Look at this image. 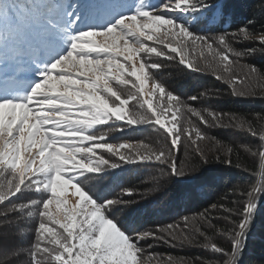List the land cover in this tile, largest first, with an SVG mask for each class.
I'll list each match as a JSON object with an SVG mask.
<instances>
[{"label":"snow or ice","instance_id":"1","mask_svg":"<svg viewBox=\"0 0 264 264\" xmlns=\"http://www.w3.org/2000/svg\"><path fill=\"white\" fill-rule=\"evenodd\" d=\"M93 2L61 0L45 29L58 37L51 54L38 48L16 53L31 61L18 71L30 70L35 78L3 77L0 221L5 227L32 221L33 227L27 246L9 245L8 234L0 233V264H20L23 256L28 264H209L200 257L153 251L160 244L199 247L221 257L218 264H243L264 200V112L246 116L198 109L189 101L207 92L184 100L154 73L164 67L159 60L166 59L210 73L228 85L233 97L264 100V72L245 62L264 56V26L257 33L249 21L233 31L202 33L195 24L221 20L224 0H103L108 5L103 10L93 9ZM260 4L264 9V0ZM0 24L7 25L0 30L5 40L25 32L30 21L17 0H0ZM237 43L252 46L238 49ZM134 128L155 129L164 142H109L112 133ZM208 128L240 130L259 142L255 151L237 148L210 136ZM202 142L211 144L210 153ZM181 147L185 161L196 157L201 165L215 162L257 175L242 163L243 150L259 161V178L164 226H127L116 213L132 211L137 189L121 186L109 196L97 185L106 177L115 183L116 173L128 166L149 164L165 166L162 175L187 178L198 167L178 164ZM152 180L159 183L157 177ZM69 185L74 203L65 195Z\"/></svg>","mask_w":264,"mask_h":264},{"label":"trees","instance_id":"2","mask_svg":"<svg viewBox=\"0 0 264 264\" xmlns=\"http://www.w3.org/2000/svg\"><path fill=\"white\" fill-rule=\"evenodd\" d=\"M50 1L54 9L48 12L42 11L38 6L32 5L33 1L17 0V3L23 6L29 17L30 25L28 29H31L40 39L45 36L47 41V44L44 45L45 47L40 45L34 47L42 50L45 55L51 54V51L58 44V37L54 32L45 33V30H43V27H45V29L48 27V19L56 18V6L61 3V0ZM150 1L157 2V0ZM224 2L226 3V10L225 16L221 20L210 25H206L205 21L195 24L202 33L216 34L221 31H233L237 26H242L249 21H253V23L249 24V27L253 31L258 33L262 30V26H264V9L261 8L260 0H224ZM91 7L93 9L103 10L108 7V5L104 3L103 0H95V2L91 4ZM39 12H43L47 16L42 17L38 14ZM28 29L15 38H9L4 45H0V58H2L0 59V87L3 86L4 76L15 75L17 79L27 80L26 78L34 74V72L30 70L19 72L18 69L22 66L28 68L31 61L27 55L23 57L16 56L18 52H27L33 49V46H25V42L19 45L22 43V40L25 39ZM249 46L252 45L247 43L235 44V47L238 49ZM245 62L255 64L264 72V56L257 55L255 57L246 58ZM164 63H168L169 66L165 65L160 71L155 73L159 75V79L163 78L165 82L169 83L168 89L173 91L175 95L187 100L188 97L192 95H199L204 92L208 93L207 96H201L197 102L189 101L193 104V107L201 110L208 108L215 111L234 112L246 116H250L257 112H264V100L251 97H233L230 94L228 85L223 81L217 80L210 73L196 74L174 62L164 61ZM192 73H195V79L188 78ZM142 129L143 130H138V133H136L137 131L135 128L123 133H112L109 137V142L116 143L123 140L138 139H143L153 144L164 142L162 134L155 129ZM205 131H207L210 136H216L226 144L233 145L237 148H239L240 145H247L255 151L256 145L259 142L257 138H252L246 132L236 129L208 128L205 129ZM148 132L150 133L148 134ZM201 146L205 152L210 153L212 148L211 144L202 142ZM233 159H235V157H233ZM241 161L245 166L250 167L252 172L257 175L240 171L235 167L227 168L225 165L215 162L208 165H201L196 157H192L191 160L185 161L184 149L181 147L178 154V164L187 162L198 167V171L191 173L187 178L178 179L162 175V173L167 172V169L160 164L128 166L116 173L117 179L115 183H110L112 178L106 177L102 184L97 185L96 190L111 196L118 192L121 186L135 187L137 191H140L142 194L141 202L133 206L132 211L122 212V217L125 218V223L131 227H140V224L144 223L143 226L145 227H142L146 230L148 228L172 223L183 215H192L202 211L203 208L207 207L209 204L216 203L225 192L230 191L232 188L237 186L243 188L255 183L259 178V161L253 160L243 150H241ZM154 165L155 167H153ZM152 167L154 169H152ZM139 168L141 169L140 171L135 170ZM145 172H147V174H145ZM152 177H157L159 183L153 182ZM105 185H107V188H105ZM152 189H155V191ZM237 198L238 197L235 196L229 197L230 200ZM150 209L154 210L151 211ZM0 223H2V221H0ZM16 226L17 224L14 225L15 230ZM221 226L223 227L224 225L221 224ZM14 229L13 231H15ZM4 232L8 234L9 245L27 246L28 242L32 239L31 236V238L23 242V240L19 241V239H16L14 235L15 232L3 230L2 233ZM219 242L224 243L222 240ZM3 251L4 250L0 248V256H2ZM153 251L171 253L174 256L200 257L208 261L209 264H218L222 259L219 256L204 252L199 247L186 246L183 248H169L167 245L160 244L155 247ZM20 264H28L27 256L20 258ZM243 264H264V200L261 201V206L257 210L254 225L247 239V248Z\"/></svg>","mask_w":264,"mask_h":264},{"label":"rangeland","instance_id":"3","mask_svg":"<svg viewBox=\"0 0 264 264\" xmlns=\"http://www.w3.org/2000/svg\"><path fill=\"white\" fill-rule=\"evenodd\" d=\"M31 1H33V4L32 5H35V6H38V7H40V8H44V10H46L47 11V9H51V11L54 9V6L51 4V1L50 0H30V2ZM151 3H155V2H151ZM39 14H41V16L43 15V13H39ZM206 22V21H205ZM214 22H217V21H214ZM214 22H206V25H210V24H214ZM6 28H7V26H5V24H0V30H6ZM43 30H45V27H43ZM7 40L8 39H5V40H0V45H4L6 42H7ZM22 42H25V46H33L32 48H34V47H38L37 45H40V46H42V47H45L44 45H46L47 44V41H46V38H45V36H43L41 39L40 38H38L37 37V35L31 30V29H28V31H27V34H26V36H25V39L24 40H22ZM164 61L165 62H169L168 60H166V59H160L159 60V62L160 63H162L164 66L166 65V66H169L168 65V63H164ZM191 72H193V71H191ZM190 73V72H189ZM196 73V72H195ZM195 73H192V75L190 76V77H188V78H193V79H195ZM191 74V73H190ZM196 74H199V73H196ZM155 76H156V79L157 80H160V81H162L163 83H164V85L168 88L169 87V83L168 82H165L164 81V79L162 78V79H159V75H156V73H155ZM136 129V133H138V130H143L142 128H135ZM150 132H148V134H149ZM139 140V139H138ZM110 141V140H109ZM116 143H119V142H116ZM153 167H155V165L153 166ZM152 167V169H154ZM151 168V167H150ZM136 171H140L141 169L139 168V169H135ZM129 173V172H128ZM145 174H147V172H145ZM65 195L67 196V199L69 200V202L70 203H74L75 202V200L77 199L74 195H73V189L71 188V186L69 185V186H67V191H66V193H65ZM141 197H142V194H141V192L140 191H137V194L136 195H134V196H132L131 197V199L132 200H134L135 202H136V204L134 205V206H136L137 204H139L141 201ZM38 198V197H37ZM138 207V206H137ZM50 208H51V210L54 212V214L56 213V206H55V204H53V205H51L50 206ZM151 211H153L154 209H150ZM141 214V213H140ZM116 215L117 216H120L122 219H123V221H124V223L126 222V220H125V218H123L122 216V212H117L116 213ZM141 216V215H140ZM139 216V217H140ZM60 218L61 219H63V217H62V214H61V216H60ZM144 219V218H143ZM126 225H127V223H125ZM15 225V224H14ZM14 225H11V226H7V227H5V226H3V222L2 223H0V233H2L3 232V230H7V231H9V232H15L14 233V235L16 236V239L18 240L19 239V241H22L23 240V242L24 241H27L29 238H31V229H32V227H33V222L32 221H25V222H22V223H17V226H16V230L14 229ZM139 225V224H138ZM141 225V226H140ZM139 226L140 227H138V226H132V228H136V229H139V230H144V228L143 227H145V226H143L144 225V223H142V224H140ZM128 226V225H127ZM143 226V227H142ZM131 227V226H130ZM138 227V228H137ZM3 228H5V229H3ZM20 228H23V229H25V231H24V233L23 234H21L20 233V231H19V229ZM13 229L15 230V231H13ZM10 242H12V241H10Z\"/></svg>","mask_w":264,"mask_h":264}]
</instances>
